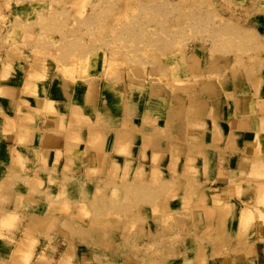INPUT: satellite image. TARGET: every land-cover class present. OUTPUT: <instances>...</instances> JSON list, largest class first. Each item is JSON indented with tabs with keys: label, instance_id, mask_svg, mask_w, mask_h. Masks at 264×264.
Listing matches in <instances>:
<instances>
[{
	"label": "rangeland",
	"instance_id": "374dc122",
	"mask_svg": "<svg viewBox=\"0 0 264 264\" xmlns=\"http://www.w3.org/2000/svg\"><path fill=\"white\" fill-rule=\"evenodd\" d=\"M25 64L44 118L0 158V264H264V182H222L264 178V0H0L3 78Z\"/></svg>",
	"mask_w": 264,
	"mask_h": 264
},
{
	"label": "crops",
	"instance_id": "0c3cea01",
	"mask_svg": "<svg viewBox=\"0 0 264 264\" xmlns=\"http://www.w3.org/2000/svg\"><path fill=\"white\" fill-rule=\"evenodd\" d=\"M28 69L29 64L21 65L17 68L18 71L24 72V75L14 76L13 80H7L3 78L4 66L0 65V158L3 152L12 153L14 151H28L33 150L32 147H21L17 148L18 143L15 142L17 135H19L21 123L20 119L23 120H34L36 118H44L42 116L43 109H45L44 99L39 98L36 100L39 107H35L29 104V98L26 94L27 80H28ZM68 93L71 92L72 86H69ZM44 90L53 91L52 81H48ZM64 94V92H62ZM67 93L65 92V95ZM67 105V104H66ZM53 115L47 116L48 122L45 125L48 132L46 134H41L38 131H33L27 129L26 137L24 140L33 141L35 137L39 138L38 148L34 150L39 151L42 149L57 150L62 146L61 134L62 130L69 128V119L64 116L61 120L57 117H52ZM27 127V124H25ZM25 131V130H24ZM231 162V161H230ZM2 166V165H0ZM260 166H255L252 162H248L242 159L232 160L224 168L222 182L226 185L231 183H237L241 180H245L250 183L264 182V178L256 177L259 174ZM260 174H263L260 172ZM256 177L257 181H249L246 179H252L251 177ZM260 179V180H259ZM210 264H248L244 257L240 256H224L220 258L213 259Z\"/></svg>",
	"mask_w": 264,
	"mask_h": 264
}]
</instances>
